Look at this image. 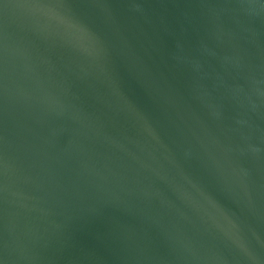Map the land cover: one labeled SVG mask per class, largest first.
<instances>
[{
    "label": "water",
    "instance_id": "95a60500",
    "mask_svg": "<svg viewBox=\"0 0 264 264\" xmlns=\"http://www.w3.org/2000/svg\"><path fill=\"white\" fill-rule=\"evenodd\" d=\"M0 264H264V0H0Z\"/></svg>",
    "mask_w": 264,
    "mask_h": 264
}]
</instances>
